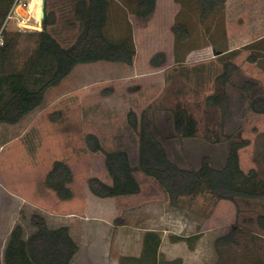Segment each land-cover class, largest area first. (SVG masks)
<instances>
[{"label": "rangeland", "instance_id": "1", "mask_svg": "<svg viewBox=\"0 0 264 264\" xmlns=\"http://www.w3.org/2000/svg\"><path fill=\"white\" fill-rule=\"evenodd\" d=\"M76 1L44 0L47 30L64 47L80 33ZM108 3L105 34L134 43L133 63L78 64L47 90L38 108L15 124L1 125L2 235L21 225L26 239L35 230L31 217L37 213L51 228L72 230L79 247L73 264H118L123 254L138 252L150 229L161 234L164 260L170 255L182 258L174 264H197L193 258L201 256L204 264H213L216 256L218 261L213 241L236 226L239 244L224 251L221 263L264 264V228L257 222L264 215V196L228 200L204 188L172 204L164 188L138 169L140 128L128 119L131 111L138 120L146 114L170 159L187 170H197L204 157L222 168L231 144L246 141L238 151L240 166L246 173L254 169L256 180L264 183V112L251 107L254 98L264 97V0H226L206 17L197 0H156L145 20L136 15V0ZM43 29V22L35 31L6 24L3 40L12 43V51L2 72L32 68ZM156 54L160 63L152 65ZM227 63L236 67L223 84L217 78ZM246 81L256 87L244 91ZM215 94L228 97L225 116L219 105L207 103ZM90 134L99 150L89 144ZM112 150L127 151L138 193L101 198L91 192L92 177L112 184L104 154ZM55 161L71 169L70 199H60L46 184ZM174 235L190 238L177 243ZM188 246L198 250L192 257L187 253L184 262ZM5 249L0 239V264H5Z\"/></svg>", "mask_w": 264, "mask_h": 264}, {"label": "trees", "instance_id": "2", "mask_svg": "<svg viewBox=\"0 0 264 264\" xmlns=\"http://www.w3.org/2000/svg\"><path fill=\"white\" fill-rule=\"evenodd\" d=\"M14 0H0V29L11 9ZM136 15L145 20L152 15L156 7V0H136ZM203 17L209 15L217 6L224 5L226 0H197ZM108 0H77L74 7V18L80 23V33L75 42L64 47L47 30L50 21L44 17V29L39 32V46L36 63L26 72H2L8 62L12 43L0 45V124H15L25 115L38 108L47 90L57 86L78 64L97 61L118 62L131 65L135 56L134 43L111 40L105 34L107 25ZM157 54L151 58L152 65H158ZM236 66L227 63L225 71L218 76L221 83H226ZM35 78V87L32 79ZM256 87V83L246 81L244 91ZM227 95H210L209 105H219L223 116L227 111ZM251 107L257 112H264V97L254 98ZM128 119L133 127L139 126L140 147L139 166L142 172L153 177L168 194L170 202L175 204L183 195H190L196 191L207 189L221 199L235 200L237 197L264 196V183L256 180L254 169L244 172L239 162V149L246 144L233 142L230 147L226 163L222 168L213 167L208 158L204 157L197 170L180 168L172 161L161 141L155 136L154 123L143 114L140 120L134 112H130ZM93 150H99L100 145L95 135L87 137ZM105 165L112 178V184L102 181L98 177L89 179L91 192L101 198L120 195L136 194L140 185L133 172L134 167L125 150L105 151ZM72 180L70 167L55 161L47 175L46 184L56 191L60 199L67 200L73 196L68 184ZM262 187V188H259ZM258 224L264 228V215L257 218ZM31 223L35 227L27 239L23 237V228L16 225L12 230L5 252V264H71L78 251V244L66 225L56 228L49 227L46 219L40 214H33ZM238 228L234 226L227 234L218 237L215 247L218 261L221 263L224 251L238 245ZM148 238H152L151 248L145 251V257L138 262L152 261L155 256L160 238L154 233H148L145 239V249ZM175 239H181L176 237ZM151 256V257H150ZM261 264V261L255 262Z\"/></svg>", "mask_w": 264, "mask_h": 264}, {"label": "crops", "instance_id": "3", "mask_svg": "<svg viewBox=\"0 0 264 264\" xmlns=\"http://www.w3.org/2000/svg\"><path fill=\"white\" fill-rule=\"evenodd\" d=\"M220 53V52H219ZM2 124H7V123H2ZM2 124H0V127H1V125ZM120 196H123V195H120ZM184 196V195H183ZM46 219V218H45ZM69 219H71V218H69ZM60 226H63V225H60ZM67 226V225H66ZM57 227H59V226H57ZM54 228H56V227H54ZM69 228V227H68ZM69 232H70V234L72 235V230L69 228ZM148 233H154V234H156L159 238H160V242H159V245H158V248H157V254H156V256H155V264H174L176 261H182V258H177V259H174V257H171L170 255H168L167 256V259H163V256H162V254H161V249H162V237H161V234L157 231V230H153V229H150V230H146L144 233H143V235H142V237H141V242L139 243V248H138V252H136V253H134V254H132V253H127V254H123L122 256H120V258H119V263L118 264H124V263H132V262H135V261H138V260H140L141 258H143V257H145L146 255H145V251L146 252H148L149 250H150V248H151V241H153L152 240V238H148V242H147V246H146V249H145V239H146V237H147V234ZM9 237H10V235L8 236L7 234H3L2 235V231H1V229H0V239L1 240H3V242H4V248H6V246H7V243H8V240H9ZM24 237V236H23ZM72 237H73V235H72ZM176 237H180L181 239H175ZM27 238H28V236H27ZM26 238V239H27ZM74 238V237H73ZM171 238L173 239V241L174 242H179V241H183V240H185V241H188L189 240V238H190V236H188V237H184V236H178V235H174V236H171ZM198 238V237H197ZM24 239H25V237H24ZM199 241H198V243H197V246H199V244H200V241H201V239H198ZM215 241H216V239L213 241V247H214V249H215V251H216V248H215ZM195 248V247H194ZM186 249H188V250H186L187 252H185V253H183L181 256L183 257V259L185 260L184 262H186V260L188 259V258H190V257H188V254H190L191 255V257H192V253H193V256H194V253H196V251L198 250V248L196 247V249H190L189 248V246L186 248ZM77 253V252H76ZM188 253V254H187ZM76 255V254H75ZM74 255V256H75ZM151 257V256H150ZM200 258H198V256H197V258H193L194 260H196V259H199V262L197 263V264H204L205 262H204V260H205V258H202L201 256H199ZM73 259H74V257H73ZM73 259H72V261H71V264H73ZM174 259V260H173ZM161 261H162V263H161ZM217 261V256H216V260L214 261V263ZM213 263V264H214ZM180 264V263H179ZM185 264V263H184Z\"/></svg>", "mask_w": 264, "mask_h": 264}, {"label": "built area", "instance_id": "4", "mask_svg": "<svg viewBox=\"0 0 264 264\" xmlns=\"http://www.w3.org/2000/svg\"><path fill=\"white\" fill-rule=\"evenodd\" d=\"M42 6L39 13H36L33 4ZM44 0H14L11 9L0 29V45L4 44V28L7 23L14 22L19 30L35 31L40 30L44 15Z\"/></svg>", "mask_w": 264, "mask_h": 264}, {"label": "bare ground", "instance_id": "5", "mask_svg": "<svg viewBox=\"0 0 264 264\" xmlns=\"http://www.w3.org/2000/svg\"><path fill=\"white\" fill-rule=\"evenodd\" d=\"M33 7H34V9H35L36 13H39V12L41 11V9H42V6H41V4H40V3H39V5H38V6H36V4H33Z\"/></svg>", "mask_w": 264, "mask_h": 264}, {"label": "water", "instance_id": "6", "mask_svg": "<svg viewBox=\"0 0 264 264\" xmlns=\"http://www.w3.org/2000/svg\"><path fill=\"white\" fill-rule=\"evenodd\" d=\"M44 8V7H43ZM45 13H44V9H43V15H44Z\"/></svg>", "mask_w": 264, "mask_h": 264}]
</instances>
